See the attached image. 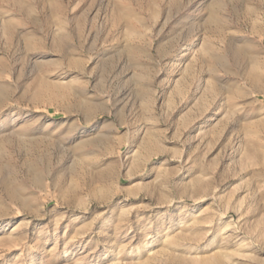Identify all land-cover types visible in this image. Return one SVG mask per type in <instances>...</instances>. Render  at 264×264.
Returning <instances> with one entry per match:
<instances>
[{
    "label": "rangeland",
    "instance_id": "374dc122",
    "mask_svg": "<svg viewBox=\"0 0 264 264\" xmlns=\"http://www.w3.org/2000/svg\"><path fill=\"white\" fill-rule=\"evenodd\" d=\"M263 91L264 0H0V264H264Z\"/></svg>",
    "mask_w": 264,
    "mask_h": 264
},
{
    "label": "bare ground",
    "instance_id": "6f19581e",
    "mask_svg": "<svg viewBox=\"0 0 264 264\" xmlns=\"http://www.w3.org/2000/svg\"><path fill=\"white\" fill-rule=\"evenodd\" d=\"M256 79V78H255ZM254 82H255V80H254ZM263 90V89H262ZM264 92V91H263Z\"/></svg>",
    "mask_w": 264,
    "mask_h": 264
}]
</instances>
